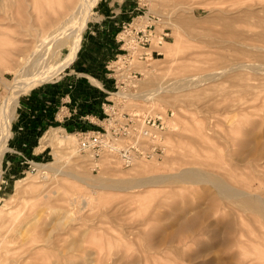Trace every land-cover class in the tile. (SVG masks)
<instances>
[{
	"label": "rangeland",
	"instance_id": "rangeland-1",
	"mask_svg": "<svg viewBox=\"0 0 264 264\" xmlns=\"http://www.w3.org/2000/svg\"><path fill=\"white\" fill-rule=\"evenodd\" d=\"M104 2L98 0L92 6L84 33L89 25L101 24L98 9ZM133 3L135 12L126 21L141 15L146 23L149 14H158L156 34L165 30L168 36L159 47L160 54L135 60L142 73L111 93L107 101L121 111L150 110L169 116L159 155L141 160L139 170H134L136 165L122 166L108 155L95 164L84 151L66 162L63 145L69 134L78 145L75 130L51 123L60 127L61 145L59 140L52 141L56 134L54 129L48 132L52 126L32 129L34 121L23 116L27 97L72 76L67 73L73 64L52 80L36 82L20 96L7 141L10 150L2 165L8 184L0 194L6 199L0 207L17 206L26 199L22 205L26 203L29 212L38 216L28 234L37 242L23 244L21 240L19 246L24 251L44 246L38 259L45 264H264V218L233 199L222 198L209 182H169L128 194L95 187L92 181L63 180L54 170L36 165L55 168L64 164L66 168L78 163L79 170L98 182L191 167L223 177L234 188L264 196V0ZM154 45L155 40L149 48ZM258 63V69L251 66ZM7 65H0V75L13 79ZM158 83L171 89L163 91L151 108L152 101L142 93ZM7 89L0 81V93L6 94ZM122 93L132 96L126 98ZM31 164L38 170H32ZM39 193L46 194L43 205L33 208L36 204L31 199ZM7 202L11 204L6 206ZM38 209H42L39 215ZM182 217L194 224L179 231ZM228 223L232 224L230 232ZM228 236L243 243H226Z\"/></svg>",
	"mask_w": 264,
	"mask_h": 264
},
{
	"label": "bare ground",
	"instance_id": "bare-ground-1",
	"mask_svg": "<svg viewBox=\"0 0 264 264\" xmlns=\"http://www.w3.org/2000/svg\"><path fill=\"white\" fill-rule=\"evenodd\" d=\"M97 1L0 0V65L3 62L8 63L9 71L14 73L13 79H9L5 75H0V81L5 82L8 87L6 94L0 93V194L8 184L3 176L2 165H4L5 152L10 150L7 146V141L11 133L10 126L15 118L21 94L28 91L36 82L40 83L52 80L73 62L80 48L81 34L86 28L88 19L91 16L92 6ZM64 48L67 49L66 55L63 52ZM259 65L258 63L251 66L257 68ZM232 69L234 68L232 67ZM179 84L180 82H176V86ZM169 87L171 89V86ZM169 87L168 85L162 86L158 83L148 92L142 93V96L152 101V104H150L152 108L155 104L154 101L159 99L160 94ZM122 95L126 98L127 96H132V94L127 93H122ZM133 96L135 95L133 94ZM162 116L168 122L169 116ZM59 129H54L56 134L53 135V142L54 140H61L60 135L57 133ZM60 142L63 145L62 141ZM63 146L66 162L80 152L79 146L74 141V135L72 134L67 135L66 143ZM105 155L114 158L112 154L106 152L98 160L101 161ZM92 160L97 164L98 160L95 161L94 158ZM141 160L143 159L134 161L133 165H136L134 170L142 168V165L139 163ZM117 161L118 163L120 162L119 160ZM36 165L43 169L54 170V173H59L63 180L72 177L82 182L92 181L94 183L96 182L94 184L95 187L101 189H116L125 191L128 194L142 192L144 188L160 186V184L169 182L188 181L195 184L209 182L215 187V190H218L222 198L233 199L242 208L256 212L264 218V196L262 194L253 193L241 188H234L223 177L214 176L211 173H206L191 167L178 169V171H174L175 173L149 175L136 179H102L98 182L96 178L90 177L79 170L76 167L78 163L72 164V166L68 165L66 168L64 164L55 168L51 164L46 163ZM88 184L90 185V183ZM45 196L46 194L39 193L33 197L31 200L36 205L32 207L38 208L42 206V200ZM5 200H2V196H0V203ZM23 201L26 202V199L20 200L17 206H9L10 202H7L5 205L9 207L6 209L0 207V264H45L43 259H38V256L45 250L44 246L40 249L37 246H32L33 248L30 247L28 251H24L23 245L19 246L21 240L24 241L23 244L31 241H33V244L37 242V238L33 239L32 237L29 239L28 234H31L29 226L33 225L32 221H37L38 216L32 214L36 213L33 210L29 212L26 207L27 204L24 203L22 205ZM85 201L89 203L88 200ZM20 204L22 208L19 210ZM41 210L38 209V215ZM193 224V220L182 217L177 224L178 230L181 231L189 227L191 228ZM231 230L232 224L228 223L227 232ZM233 242L237 244L243 243L239 238L236 239V237L232 238L228 236L226 243Z\"/></svg>",
	"mask_w": 264,
	"mask_h": 264
},
{
	"label": "built area",
	"instance_id": "built-area-1",
	"mask_svg": "<svg viewBox=\"0 0 264 264\" xmlns=\"http://www.w3.org/2000/svg\"><path fill=\"white\" fill-rule=\"evenodd\" d=\"M134 16L122 22L117 32L119 43L115 56L109 61L108 67L114 74L115 87L111 93H116L127 82L137 80L142 71L135 66V60L151 59L160 54L159 47L168 36L167 31L156 34L158 14H149L147 22ZM155 40V47L149 48ZM118 72V75L116 73ZM135 84V83H133ZM133 86V85H132ZM103 121L99 124L91 113L82 115L92 124L101 127H79L75 130L80 151L88 152L94 160L103 154L110 153L119 160L122 166H131L137 159L158 157L160 139L166 129L167 121L161 114L150 110L121 111L112 101H103ZM76 113L75 108H69L62 102L56 111L58 118H69ZM32 170H38L32 165Z\"/></svg>",
	"mask_w": 264,
	"mask_h": 264
},
{
	"label": "crops",
	"instance_id": "crops-1",
	"mask_svg": "<svg viewBox=\"0 0 264 264\" xmlns=\"http://www.w3.org/2000/svg\"><path fill=\"white\" fill-rule=\"evenodd\" d=\"M133 6V0H105L100 5L98 12L101 24L89 25L85 33L83 31L81 34L80 48L70 63L73 68L67 73L72 76H65L61 82L48 84L27 97L23 119L34 121L32 129L52 126V122H58L60 127L72 130L83 126L96 127V124L82 118L85 113H91L101 124L100 120L104 116L102 103L110 98L115 87L114 74L108 63L119 47L116 35L121 22L132 16L131 13L135 12ZM90 75L97 79L90 78ZM99 80L101 85H98ZM62 102L67 103L69 108L76 109L72 117L60 119L56 116L57 108ZM20 103L21 101L19 105ZM59 126L50 127L48 132L60 128Z\"/></svg>",
	"mask_w": 264,
	"mask_h": 264
}]
</instances>
